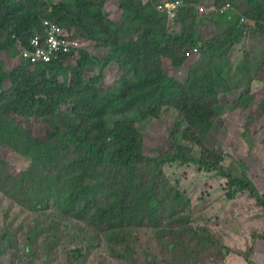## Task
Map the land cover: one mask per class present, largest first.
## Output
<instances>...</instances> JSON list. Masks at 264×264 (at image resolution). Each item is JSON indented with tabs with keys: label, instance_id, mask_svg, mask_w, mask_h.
I'll list each match as a JSON object with an SVG mask.
<instances>
[{
	"label": "trees",
	"instance_id": "trees-1",
	"mask_svg": "<svg viewBox=\"0 0 264 264\" xmlns=\"http://www.w3.org/2000/svg\"><path fill=\"white\" fill-rule=\"evenodd\" d=\"M109 1L0 0V56L1 52L16 53L17 43L28 47L30 37L41 32L43 19L56 21L84 44L103 37L101 46L108 50L103 61L84 48L78 57L66 55L36 65L21 61L12 69L0 58V148L13 149L29 164L12 174L9 163L0 159V194L16 203L20 212H51L64 221L86 223L108 242L126 246L123 254L116 251V255L135 264L133 250L126 243L132 232L138 227L159 228L163 213L179 214L175 208L178 193L168 197L167 205L162 202L165 182L161 186L158 182L166 164H196L229 178L230 200L245 190L260 198V190L247 175L236 178L225 171V156L203 144L223 115L219 94L238 88L229 85L235 79L227 57L235 38L239 39L235 32L240 18L225 37L219 34L203 42L194 25L200 19L199 11L190 22L188 11L205 0H179L183 6L172 23L182 28L176 31L169 28L167 15L157 10L159 0H116L121 18L127 21V26L118 27L104 13ZM221 2L215 0L217 9L229 4L220 7ZM245 5L242 19L254 22L264 36V0H246ZM204 17L210 18L208 14ZM195 47L208 54V64L183 72L187 53ZM113 61L127 70L114 89L106 91L101 86L102 72L85 76L96 64L103 63V69ZM167 107L175 109L180 118L178 131L172 133L171 150L148 156L137 124L158 120ZM61 108L68 111L59 112ZM34 120L42 125L45 140L34 133ZM179 133L181 140L176 137ZM191 145L201 148L199 157ZM152 166L156 171L146 185L141 169ZM16 223L19 229L8 227L3 235L9 244V237L16 238L18 230L26 231L23 222ZM42 232L39 223L32 225L23 258H35ZM57 240L56 234L51 235L48 246H56ZM4 254L1 251L0 258Z\"/></svg>",
	"mask_w": 264,
	"mask_h": 264
},
{
	"label": "rangeland",
	"instance_id": "rangeland-1",
	"mask_svg": "<svg viewBox=\"0 0 264 264\" xmlns=\"http://www.w3.org/2000/svg\"><path fill=\"white\" fill-rule=\"evenodd\" d=\"M146 1L143 0L144 3ZM205 1V4H197L194 10L188 11V22L200 7L210 12L203 14H208L209 19L197 18L199 26L194 24L203 42L211 41L219 34L225 37L226 30L235 26L239 18L240 22L235 32L239 39L235 38L227 57L231 76L236 81L229 78V85H238V88L230 93L219 94L223 115L216 120L215 127L203 144L225 156V171L236 178L250 177L260 190V198L255 197L250 190H245L230 200L233 190L227 185L229 178L220 176L216 171H206L196 164H166L158 182L159 186L165 182L161 190L162 202L167 205L168 197L178 193L180 199L175 208L179 214L163 213L164 220L159 228L138 227L132 232L126 243L134 251L132 256L133 259L135 257V264H238L248 261L256 242L264 239V36L257 32L254 22L242 19L247 9L246 0H222L218 6L229 3L231 7L220 14L223 15L221 17L215 11V0ZM179 11L176 12L177 16ZM104 13L117 27L127 26V21L121 18L122 11L117 10L116 0L107 3ZM173 19L169 20V28L172 31L182 28L172 23ZM102 43L103 37H98L85 41L84 47L98 61H103L108 50L101 46ZM1 53L0 58L7 68L19 65L17 52ZM208 61V54L200 52L188 60L182 70L189 72L193 68L200 69ZM217 61L219 65L223 62L221 57ZM229 62L225 64L229 65ZM163 64L171 69L167 61H163ZM102 65L96 64L85 76L89 78L102 72L101 86L110 91L118 86L120 77L127 70L114 61L103 69ZM174 74L178 79L181 78V75ZM67 111V108L59 110L62 113ZM178 115L175 109L167 107L161 111L158 120L150 119L137 124L143 135V151L146 155L158 157L171 150L172 135L179 129ZM33 124L34 133L40 140H45L46 133L40 122L34 120ZM176 137L181 140L182 134ZM191 146L199 157L201 148ZM0 159L9 163L12 174L29 166L27 160L7 146L0 148ZM155 171L153 166L141 169L146 185ZM20 211L16 203L0 194V252L5 253L0 258V264H68L70 260L73 264H128L126 256L120 255L122 258H119L116 255V251L123 254L126 246L108 242L104 235L86 223L80 225L72 220L64 221L57 218V213L33 215ZM15 215L19 223L23 222L26 231L18 230L16 238L14 235L9 237V244L3 235L7 233L8 227L19 229L14 220ZM34 223H39L43 232L38 234L35 247L37 255L31 260L23 258L22 253ZM53 234L58 237L57 245L48 246Z\"/></svg>",
	"mask_w": 264,
	"mask_h": 264
},
{
	"label": "built area",
	"instance_id": "built-area-1",
	"mask_svg": "<svg viewBox=\"0 0 264 264\" xmlns=\"http://www.w3.org/2000/svg\"><path fill=\"white\" fill-rule=\"evenodd\" d=\"M156 5L157 10L167 15L169 19L174 18L176 12L183 6L182 2L179 0H159V3H156ZM228 8H230L229 4L215 11L223 13ZM198 11L200 18L203 14L210 13L202 7L198 8ZM84 48L82 40L74 37L73 32L68 33V31L62 28L56 21L43 19L41 32L30 37L28 47L23 46L22 43H17L14 50L19 56L20 62L27 61L31 65H36L40 63H50L66 55L78 57L80 50ZM198 55L199 49L195 47L187 53V58L190 60Z\"/></svg>",
	"mask_w": 264,
	"mask_h": 264
},
{
	"label": "crops",
	"instance_id": "crops-1",
	"mask_svg": "<svg viewBox=\"0 0 264 264\" xmlns=\"http://www.w3.org/2000/svg\"><path fill=\"white\" fill-rule=\"evenodd\" d=\"M117 4V10L120 12L121 10L118 8V3ZM253 254L250 256V262L249 264H264V240L256 242L253 248ZM240 264H248V261H240ZM238 263V264H239Z\"/></svg>",
	"mask_w": 264,
	"mask_h": 264
}]
</instances>
